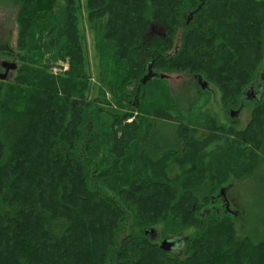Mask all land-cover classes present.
<instances>
[{
	"label": "trees",
	"instance_id": "16d2710c",
	"mask_svg": "<svg viewBox=\"0 0 264 264\" xmlns=\"http://www.w3.org/2000/svg\"><path fill=\"white\" fill-rule=\"evenodd\" d=\"M22 1L20 74L10 82L0 80V264H79L88 235L92 238L86 264H264V236L257 243L248 235L237 238L232 209L201 213L203 207L216 205L207 189L148 179L151 164L166 154L184 153L191 142L175 118L162 120V111L156 110L157 121L149 120L144 130L141 114H113L85 98L92 85L85 67L82 0ZM61 1L62 9L56 12ZM86 2L89 22L93 10L102 13L103 26L92 22L91 27L106 30L104 39L125 52L133 66L128 63L129 77L142 87L140 75L150 61L156 74L192 69L219 88L226 106H233L263 67L264 0ZM99 14L96 11L95 17ZM152 24L164 28L166 36L148 38ZM54 36L60 47L46 58L38 52L50 48ZM34 38L39 40L37 51L30 47ZM57 60L68 61L70 68L52 73ZM109 84L112 97L119 99L123 92L117 95ZM122 101L116 104L125 109ZM104 111L112 129L101 135L95 114ZM36 118L44 129L33 140ZM227 141L241 150H258L257 165L244 170L243 178L264 174V103L246 129ZM106 153L115 163L137 154L143 181L131 177L116 191L101 172ZM117 214L120 225L110 226ZM130 215L134 224L126 230L122 224ZM156 224L163 226L164 238L195 228L184 242L182 255L187 258L174 261L155 241ZM148 226L149 235L143 231Z\"/></svg>",
	"mask_w": 264,
	"mask_h": 264
},
{
	"label": "rangeland",
	"instance_id": "374dc122",
	"mask_svg": "<svg viewBox=\"0 0 264 264\" xmlns=\"http://www.w3.org/2000/svg\"><path fill=\"white\" fill-rule=\"evenodd\" d=\"M86 1L82 0L80 11L83 13L82 19L86 36L85 51H87L88 57L85 67L92 87H90V91L85 92V98L93 101L95 106L102 107V109L111 111L113 114L122 115L123 111L130 113L134 111V114H138L137 117L141 114L139 124L144 130L149 128V120L152 123L157 121L158 116L154 115L156 110L162 111V116H160L162 120L175 118V122L180 123L184 130L188 132L191 142L184 153L166 154L161 160L151 164L148 179L159 178L165 181L167 186L178 184L183 188L186 185V187L192 185L200 187L202 190L207 189L216 205L203 207L201 213L204 214L209 208L211 211L218 210L219 214H223L227 207L236 210L234 212L236 237L248 235L257 243V240L264 236V174L258 172L256 176L251 175L243 178L242 172L251 170L253 166L257 165L256 153H258V150L255 146H249L250 148L247 150H241L235 146L233 141H227V139H234L240 130H245L254 118L255 112L260 111V107L264 103V64L260 66L263 67L256 80L252 84L250 83L251 85L249 84L250 86L248 85L247 88L254 86L255 90L262 89L263 92H257L254 98L248 100L245 97L247 91L245 89L243 95L239 97L233 106H226L225 102L222 101L219 88L211 81L206 80L198 71H192V69L184 70L182 73H157V77L148 81L142 87V85L133 82L135 78L130 79L129 77L130 69L128 66L129 64L132 66V64L124 58L125 52L120 51L122 49L111 41L104 39L106 30L100 29L97 32L91 27L92 22L103 26L102 13L100 10H96L100 14L95 17L96 11L93 10L89 22V8ZM24 4L22 0L20 2L0 0V58L18 63V69L12 72L10 81L15 80L20 74L19 68L22 65L21 53L24 50H21L18 45L20 35L18 18ZM62 6L63 1L59 3L55 11L59 12ZM95 7L97 6L93 8ZM185 16L187 18V15ZM49 24L53 26L52 23L49 22ZM152 26L153 29L149 27L150 32L156 28L161 33L160 25L152 24ZM152 34V36L162 37L157 33ZM30 47L37 51L39 40L34 38V42ZM59 47L60 44L54 36L52 46L41 48L38 53H44L45 57L48 58L50 55H55ZM53 64L50 71L54 74L65 71L68 67L70 68V64L66 60H57ZM149 64L153 69L150 61L145 71L140 75V79L149 72ZM152 72L156 73L155 70H152ZM197 76H200L202 81L207 82V88H202ZM111 82L117 95L123 92L119 99H114L109 92V88H111L109 83ZM120 99H123L125 109H120V106L116 104V100L120 101ZM130 107H135V109H127ZM165 109L167 110L165 111ZM232 112H235L234 116H232ZM95 116L96 129L102 132L101 135L108 134L112 129L110 116L105 111L96 112ZM128 122H131V119ZM118 123H120L119 119ZM170 128L172 127L170 126ZM43 129L44 125L39 118H36L32 139L36 140ZM230 130H235V134L230 133ZM22 155L24 156V154ZM262 155L264 158V144ZM102 157L105 164L101 168V172L112 182V186L116 191L123 185H120L121 181L124 183L125 180L131 177L133 180L143 181L145 174L142 171L144 168L138 164L137 154H128L120 163H115V160L111 159L108 153ZM143 163L147 165L145 162ZM116 165L120 167L119 171H114L113 168ZM98 176H101V173H98ZM165 189L170 194L169 190ZM223 189H226L224 198L221 193ZM108 194L113 195V192L108 190ZM102 214L104 215V213ZM105 216L107 218V215ZM121 218L117 214L110 226L120 225ZM99 222L102 221H96V224H100ZM133 224V218L130 215L129 219L125 220L122 225L124 229L127 226L126 230H130ZM151 227H145L143 229L144 233L146 232L149 235ZM153 227L159 232L158 236L155 235L154 237L157 236L155 241L159 244H162L166 239L175 240V246L168 250L174 255L172 258L174 261L177 260L178 262L177 257L183 259L188 257V254L184 256L182 253L186 252L187 248L184 245L190 236H194L195 228L187 229L179 235L168 234L167 238H164L165 236L161 234L163 226L156 224ZM91 238V235H88L86 243L82 242L84 257H82L79 264H86V252L90 247ZM2 242L4 243L3 240Z\"/></svg>",
	"mask_w": 264,
	"mask_h": 264
},
{
	"label": "water",
	"instance_id": "95a60500",
	"mask_svg": "<svg viewBox=\"0 0 264 264\" xmlns=\"http://www.w3.org/2000/svg\"><path fill=\"white\" fill-rule=\"evenodd\" d=\"M201 8H202V6L199 5L198 8L195 11L191 12L190 13V17L188 18V20L186 22L189 23L190 20L192 19V17L194 16V14L196 12H198ZM150 28H151V26H150ZM160 36H162V37L166 36L164 28H162V34H160ZM6 64L9 67H7L4 71H0V79L6 80V81H10V79L12 77V72H13V70L18 68V64L16 62H10V61H6ZM148 70H149V72L145 76H143L141 78V82L143 84H146L149 80H151L153 77L156 76V73L152 72L150 64L148 66ZM162 77H164V75H162ZM197 80H198L199 83H201L203 89L207 88V82L206 81H202L200 76H197ZM257 92L261 93V92H263V90L262 89L261 90H255L254 86H252L251 88L247 89L246 94H245L246 99L249 100V99L254 98L256 96ZM234 113L235 112H232V116H234ZM233 212H235V211H233ZM175 244H176V242H175L174 239H166V240H164L162 242L161 246L164 249L171 250L175 246Z\"/></svg>",
	"mask_w": 264,
	"mask_h": 264
},
{
	"label": "flooded vegetation",
	"instance_id": "af4514ba",
	"mask_svg": "<svg viewBox=\"0 0 264 264\" xmlns=\"http://www.w3.org/2000/svg\"><path fill=\"white\" fill-rule=\"evenodd\" d=\"M151 27H152V29H153V26L151 25ZM161 29H162V27H161ZM150 30V29H149ZM150 33V34H149ZM152 33H157L158 35H160V34H162V30H161V33H159V30L158 29H156V28H154V30H152L151 32L149 31L147 34H146V36L148 37V38H150V37H152ZM156 34V35H157ZM6 60H9V59H2V58H0V71H4L7 67H9L7 64H6ZM12 62H16V61H12ZM17 63V62H16ZM18 64V63H17ZM18 69V68H17ZM14 71V70H13ZM8 75V74H7ZM1 80V79H0ZM2 81V80H1ZM3 81H6V80H3ZM258 90H261V89H258ZM221 193H222V196H223V198L226 196V189H223V190H221ZM227 203H229L228 201H227ZM227 207V206H226ZM227 209L229 210V207H227ZM232 211H236V210H232Z\"/></svg>",
	"mask_w": 264,
	"mask_h": 264
}]
</instances>
